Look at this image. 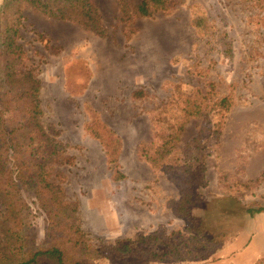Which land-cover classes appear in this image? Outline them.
I'll return each mask as SVG.
<instances>
[{"label": "rangeland", "instance_id": "374dc122", "mask_svg": "<svg viewBox=\"0 0 264 264\" xmlns=\"http://www.w3.org/2000/svg\"><path fill=\"white\" fill-rule=\"evenodd\" d=\"M93 1L106 28L103 36L24 6L19 42L26 54L16 69L32 70L41 80L39 122L45 135L34 131L30 139L32 133H24L21 140L46 158L44 175L53 185L45 193L31 178L35 166L24 170L26 249L65 235V215L52 204L53 193L73 209L88 242L103 251L98 264H133L143 248L168 247L133 243L141 232L188 246L187 222L174 212L178 187L139 156L138 145L157 141L167 133L166 122L181 118L176 91L198 92L202 102L203 116L185 123L177 144L182 150L202 128L211 98L234 89L235 104L218 140L209 143L211 154L196 152L207 164L209 183L197 209L207 220V239L191 242L192 257L155 264H264V211L246 212L264 207V181L241 190L220 180L226 170L245 178L251 155H264V0H183L130 21L120 19L118 0ZM211 82L215 90L209 93ZM101 124L121 137L117 161L87 129ZM7 214L0 194V249ZM214 236L217 241H210Z\"/></svg>", "mask_w": 264, "mask_h": 264}, {"label": "trees", "instance_id": "16d2710c", "mask_svg": "<svg viewBox=\"0 0 264 264\" xmlns=\"http://www.w3.org/2000/svg\"><path fill=\"white\" fill-rule=\"evenodd\" d=\"M182 1L140 0L131 3L130 0H118L119 17L123 21H130L136 17L151 16L157 11H167L172 4ZM26 3L48 16L77 23L101 36L106 33L102 15L93 0H3L0 3V194L7 199L8 209L4 245L0 249V264H98L95 259L102 256L103 251L88 242L86 233L73 219V209L68 210L56 193H53L54 202H51L57 213L60 211L65 215L62 220L66 224L65 235L61 240L57 239L38 249H26L24 241L26 221L22 214L29 205L22 196L21 184L25 183L27 176L24 170L30 165L35 166L37 175H32L31 178L36 176V179L32 180L39 182L45 193H52L53 187L44 175L46 158L39 156V151L30 147L29 142L21 140L24 133L38 131L45 135L39 122V116L43 113L40 97L41 80L32 70L20 72L16 69V65L26 54L24 46L19 42ZM195 25L201 30L196 22ZM210 88L209 93L215 90L214 82L210 83ZM199 95L198 92L184 95L176 91L174 100L181 108V118L166 122L167 133L161 134L157 141H142L138 145L139 156L155 170L165 172L178 187L179 198L175 202L174 212L187 222L185 230L189 238L186 241L188 246L165 240L153 232L137 233L132 239L133 243L149 246L163 242L162 244H167L168 247L143 248L138 256L140 260L133 261V264H155L169 259L192 257L196 250L190 246L191 242L195 240L201 243L199 240L207 239L205 235L207 220L197 211L203 201L202 190L209 183L207 164L204 158L196 157V152L204 150L207 155L211 154L213 148L209 147V143L213 139L218 140L225 114L235 104V90L211 98L202 128L182 150H179L177 144L185 123L191 116L198 114L203 116L202 102L197 99ZM87 129L99 139L107 157L111 161H117V152L122 148L121 137L106 124ZM29 136L31 139L33 133ZM51 148L46 147L45 150ZM27 150L30 153L26 159L16 158L17 153ZM123 175L118 171V178ZM32 180L27 184L35 183ZM220 180L223 186L243 190L262 182L264 173L256 179L241 182L231 178L227 171H220ZM262 211L264 207L246 209L251 215ZM216 238L211 237L210 241ZM132 242L124 244L125 247Z\"/></svg>", "mask_w": 264, "mask_h": 264}, {"label": "crops", "instance_id": "0c3cea01", "mask_svg": "<svg viewBox=\"0 0 264 264\" xmlns=\"http://www.w3.org/2000/svg\"><path fill=\"white\" fill-rule=\"evenodd\" d=\"M226 171L228 172L231 178L239 180L241 182L256 179L261 174L264 173V155H251V157L249 158L248 168L245 169V172H246L245 178L240 179L239 177H236L234 174H232L230 170H226Z\"/></svg>", "mask_w": 264, "mask_h": 264}]
</instances>
